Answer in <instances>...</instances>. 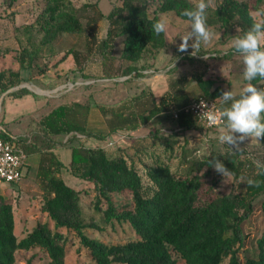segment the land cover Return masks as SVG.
<instances>
[{"label": "trees", "instance_id": "trees-1", "mask_svg": "<svg viewBox=\"0 0 264 264\" xmlns=\"http://www.w3.org/2000/svg\"><path fill=\"white\" fill-rule=\"evenodd\" d=\"M18 1L12 0L13 3ZM263 4L264 0H220L217 6L208 9L207 24L219 23L228 35L236 26L242 35L252 22L250 14L262 9ZM192 5L191 0H158L152 10L151 0H122L106 15L109 28L100 41V52L106 56L115 39L123 38L120 53L125 64L123 73L129 79L133 78L132 81L140 78L143 70L154 65L146 60L147 57L156 58L168 44L167 30L156 34L153 24L162 21L160 15L168 12L188 21L181 11ZM84 6L94 7V4ZM42 15L41 45L53 43L64 33L86 30L81 8L72 0H47ZM100 16L105 15L100 12ZM212 47L206 51L217 53ZM69 55H73L81 66L82 59L75 48L65 52L55 65L64 62ZM27 56H31V62ZM34 56H37L36 52L22 51L18 57L20 69L10 71V84H3L5 73H0L3 92L24 82L45 87V82L38 76L45 74L46 69L35 72ZM185 58L196 59V56L186 53L182 56ZM23 70L28 71V78L24 77ZM191 80L197 81L202 95L219 100L221 108L225 106L219 99L225 89L221 85L215 86L217 79L205 77L201 72L172 78L170 89L152 113L179 111L176 118V130L179 131L203 128L201 122L182 108L171 107L173 95ZM252 83L258 88L264 87L262 79L257 78ZM18 92V96L32 93L26 87ZM129 101H124L121 107L128 109ZM102 110L105 116L111 114L106 117L108 132L101 136L103 139L116 134L120 127L137 121L132 114L125 115L124 111H115L114 107L111 112L107 111L109 107L103 106ZM92 111L90 103L62 104L48 113L41 125L49 135L67 134L83 141L90 134L100 136L89 130ZM141 116L143 121L146 120ZM163 129L156 127L147 136L119 147L117 156H111L102 146L70 143L67 146L72 150V158L68 164L58 158L55 146L49 144L41 154L38 176L45 191L44 210L50 221H39L27 236L19 239L14 199L0 194V264H14L19 249L33 251L28 264L42 259L48 260V264H64L75 238L80 250H85L94 264H179L175 255L186 264H264V234L255 251H247L244 259L239 255L247 238L244 224L252 217L256 201H260L264 216V164L245 159L244 148L233 150L226 144L221 145L218 137H208L212 148L201 158L192 159L187 141L178 144L182 148V162L190 166L185 172H177L171 162L179 135L173 133L163 137ZM1 134L10 139L6 132ZM261 142L264 144V138ZM30 144L31 141H26L24 146L32 155L37 151ZM209 158L220 159L235 179L245 182L244 189L216 193L222 175L208 165ZM62 169L71 170L93 186L95 198L91 189L69 184L60 173ZM249 181L253 183L249 184ZM124 193L130 194L132 207L120 210L113 196ZM85 197H90L88 205L84 202ZM99 213L102 214L100 221L95 216ZM107 233L129 238L124 242L109 243L102 238Z\"/></svg>", "mask_w": 264, "mask_h": 264}, {"label": "rangeland", "instance_id": "rangeland-1", "mask_svg": "<svg viewBox=\"0 0 264 264\" xmlns=\"http://www.w3.org/2000/svg\"><path fill=\"white\" fill-rule=\"evenodd\" d=\"M72 1L77 7L81 8L86 30L75 34L64 33L53 43L41 45L43 37L41 24L44 20L42 12L45 9L47 0H20L15 3L12 0H0V73H5L3 84H10V71L20 69L21 63L18 57L22 51L37 53V56H34L32 60V64L36 69L35 72L38 69H46V73L41 76L46 84L45 87L24 82L4 92L0 89V125L11 134L31 139L30 147L37 151L30 155L29 166L23 181L10 183L6 186L7 189L0 187V194L14 199L16 234L19 239L27 236L39 221H50L48 213L44 210L45 191L38 176L42 152L47 149L49 144H53L55 151L58 153V158L68 164L72 158V150L67 145L84 142L88 146L106 148L111 156L119 155L118 148L129 145L132 139L126 134L127 131H122L120 134H115L106 139L101 138L108 132V123L106 118L98 116V112H103V106L109 107L107 111L111 112L110 109L113 106H118L123 101H129L137 89L145 87L144 82H132L133 78L129 79V76H125L123 73L125 64L120 58L123 38L115 39L111 51L106 56L100 52V41L109 28L106 15L115 5L121 4L122 0ZM191 1L195 2V0ZM218 2L220 0H215V6ZM86 3H93L94 7L85 8ZM157 4L158 0H151V9H155ZM262 9H264V4ZM100 12L105 16H100ZM160 17L167 26L170 48L169 51H164V54L157 59V63L164 66L171 59L170 55L174 54L175 48L181 44V37L190 31V24L189 21L176 16L174 12L161 14ZM209 27L213 29L216 35L213 40L206 45H202L201 48H209L217 43L212 48L218 53L214 58L220 66L213 75L219 78L218 82L220 78L223 82H226L225 87L227 90H232L238 94L248 83L243 78L242 59L232 48V39L234 36L240 35V30L234 26L230 29L228 35L224 34V29L219 23H214ZM70 48L79 51L82 59L81 66L76 63L73 55H69L64 62L56 66L55 63ZM27 60L31 62V56H27ZM146 60L148 62L153 61L151 55ZM27 72V70L23 71L25 78L29 77ZM24 87L30 89L32 93L18 96L20 92H18V89ZM201 95L202 93L192 91L191 99ZM76 101L91 104L93 111L89 115V130L91 133H97L100 136L90 134L87 135L88 137L85 140L81 141L79 137L72 135L47 134L41 125L42 119L54 108ZM108 116H111V114H108ZM173 117V113H169L164 118L166 127L162 131L163 137L166 134L177 133L179 135L178 142L181 145L185 141L188 142V148L190 152L192 151V159L209 154L212 146L207 138L219 137L222 132L226 131L223 126L217 129H209L202 125L204 129H191L183 133L179 129L176 130L178 122ZM69 140L72 142H69ZM242 148L246 151L243 155L245 159L249 158L256 163L264 164V144L261 139L259 141L255 138L246 139L240 144L239 149ZM181 150V146L178 147L177 145L175 156L171 162L174 170L180 173L185 172L190 166L189 163L182 162ZM197 152H203L205 155L198 157ZM60 173L72 186L91 189V193L94 195L91 196L95 198L92 191L93 186H90L88 182L78 178L69 169H62ZM244 183L242 180L235 179L232 174L226 177L222 176L215 192L241 191L245 187ZM113 198L120 210L132 207V198L128 193L116 194ZM84 202L88 205L90 197H85ZM95 216L99 221L102 219L101 213ZM244 231L247 238L239 252L242 259L245 258L247 251L253 252L256 250L258 240L264 234V216L260 201H256L254 213L244 224ZM102 238L109 243H118L126 241L129 237L107 233ZM74 241L76 242L70 247L64 264H94L88 253L83 249L80 250L78 239L75 238ZM32 254L33 251L19 249L14 264H28ZM175 257L179 259V264H186L177 255ZM34 264H48V260H38Z\"/></svg>", "mask_w": 264, "mask_h": 264}, {"label": "clouds", "instance_id": "clouds-1", "mask_svg": "<svg viewBox=\"0 0 264 264\" xmlns=\"http://www.w3.org/2000/svg\"><path fill=\"white\" fill-rule=\"evenodd\" d=\"M214 6L215 0H195L192 7L182 9L181 15L188 18L190 31L181 37L179 51L186 52L191 48V55L195 56L202 45L213 40L216 34L207 24V11ZM250 18L249 28L232 39V48L242 59L243 78L247 85L238 94L223 90L219 99L225 106L219 111L202 113L210 124L219 121L223 125L226 131L219 135L218 141L233 150H238L246 139L259 141L264 138V89L252 83L257 78L264 80V9L251 13ZM152 27L156 34H160L167 26L158 21ZM196 155L201 157L205 153L197 152ZM208 165L223 177L230 175L231 171L218 158H209Z\"/></svg>", "mask_w": 264, "mask_h": 264}, {"label": "crops", "instance_id": "crops-1", "mask_svg": "<svg viewBox=\"0 0 264 264\" xmlns=\"http://www.w3.org/2000/svg\"><path fill=\"white\" fill-rule=\"evenodd\" d=\"M203 48H200V50L196 53L197 54L195 55L196 59H191V58L182 59V56L184 54L186 53L191 54L192 49L189 48L191 50L181 53L178 50L179 47H176L174 54L170 55L171 59L166 62L165 64L166 66L164 65L165 66L164 67L163 65L157 63V59L164 54V51L170 50L169 41H168L167 46L161 49L158 56L153 59L152 63L154 65L149 69L143 70V75L140 78L134 80L137 83L141 81L144 82L145 87L142 89L136 88L137 91L129 99L130 100L129 108L123 109L121 107L124 101L120 102L118 106H113L115 108V111H124L125 115L132 114V116H135L137 118V121H134L128 126L120 127L116 134H120L122 131H127L126 134L133 141V139L147 136L156 127H162V128L166 127L165 126L166 121L164 120V118L168 116L170 111L162 110L158 113L153 114L152 109L156 104H159L162 101L164 95L170 89V82L172 78H178L182 75H186V74L188 75L193 72L194 73L201 72V73H205V77L208 78L212 77L218 80L219 78L216 77V75H213V73L216 72V70L220 66L218 62L217 63L215 62L216 58H214L215 56H217V53L206 51L208 47L207 48L205 47L204 49ZM202 52H204L205 54L201 55ZM204 56L207 58H204ZM174 64L175 67L173 66ZM212 67L214 68L212 69ZM41 76L38 77L42 78ZM220 81L217 82L215 86L221 85L225 90H227L225 87L226 82H223L222 78H220ZM192 91H197L198 93H202L196 80H191L189 85L185 86L181 90H178L173 95L171 107L183 108L185 105L191 102L193 99V98L191 99ZM99 115L101 116V118L110 117L108 115L105 116L102 112L101 113L98 112V116ZM141 115H143L146 120L143 121ZM184 132L186 131H183V133ZM114 135L115 134H113L112 136ZM178 144L180 143L177 142V145Z\"/></svg>", "mask_w": 264, "mask_h": 264}, {"label": "built area", "instance_id": "built-area-1", "mask_svg": "<svg viewBox=\"0 0 264 264\" xmlns=\"http://www.w3.org/2000/svg\"><path fill=\"white\" fill-rule=\"evenodd\" d=\"M220 101L205 95L199 96L185 105L181 110L192 115L209 129H217L222 124L219 121L216 124H210L207 116L202 113L209 111H219ZM175 118L179 117V111L173 113ZM1 132H6L10 139L2 136ZM27 139V140H26ZM31 139L11 134L0 125V187L7 189L10 183H20L23 181L26 170L29 166L30 154L26 150L24 143Z\"/></svg>", "mask_w": 264, "mask_h": 264}]
</instances>
